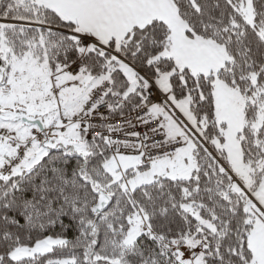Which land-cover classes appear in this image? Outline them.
Wrapping results in <instances>:
<instances>
[{
	"label": "snow or ice",
	"instance_id": "obj_1",
	"mask_svg": "<svg viewBox=\"0 0 264 264\" xmlns=\"http://www.w3.org/2000/svg\"><path fill=\"white\" fill-rule=\"evenodd\" d=\"M0 264H264V0H0Z\"/></svg>",
	"mask_w": 264,
	"mask_h": 264
}]
</instances>
